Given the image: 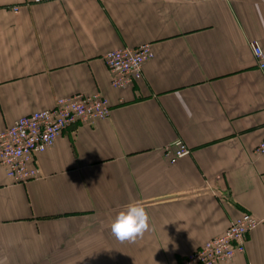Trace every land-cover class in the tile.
I'll return each mask as SVG.
<instances>
[{
	"label": "crops",
	"instance_id": "obj_1",
	"mask_svg": "<svg viewBox=\"0 0 264 264\" xmlns=\"http://www.w3.org/2000/svg\"><path fill=\"white\" fill-rule=\"evenodd\" d=\"M264 0H0V133L59 98L99 94L107 118L71 125L13 183L0 165L7 264H181L242 214L259 222L226 264H264ZM148 44L141 79L110 85L103 56ZM182 142L174 163L165 149ZM142 202L150 230L111 222Z\"/></svg>",
	"mask_w": 264,
	"mask_h": 264
},
{
	"label": "built area",
	"instance_id": "obj_2",
	"mask_svg": "<svg viewBox=\"0 0 264 264\" xmlns=\"http://www.w3.org/2000/svg\"><path fill=\"white\" fill-rule=\"evenodd\" d=\"M257 67L264 71V55L256 41L249 42ZM152 58L150 45L136 48H122L103 56L110 75V85L125 89L142 77L143 65ZM110 105L99 94H76L59 98L53 108L34 112L21 117L8 129L0 133V165L6 176L16 184H23L38 177L33 166L34 157L50 148L59 134L71 125H91L108 117ZM189 149L180 141L165 149L170 163L187 156ZM254 153L264 154V139L256 146ZM259 222L249 214H242L233 221L221 236L205 242L191 252L181 264H226L236 254L244 252L245 239Z\"/></svg>",
	"mask_w": 264,
	"mask_h": 264
},
{
	"label": "clouds",
	"instance_id": "obj_3",
	"mask_svg": "<svg viewBox=\"0 0 264 264\" xmlns=\"http://www.w3.org/2000/svg\"><path fill=\"white\" fill-rule=\"evenodd\" d=\"M111 234L120 242H135L150 230V217L145 205L136 201L119 211L111 222ZM7 264V258L0 259Z\"/></svg>",
	"mask_w": 264,
	"mask_h": 264
}]
</instances>
